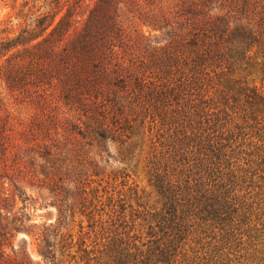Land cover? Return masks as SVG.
<instances>
[{"label": "trees", "instance_id": "1", "mask_svg": "<svg viewBox=\"0 0 264 264\" xmlns=\"http://www.w3.org/2000/svg\"><path fill=\"white\" fill-rule=\"evenodd\" d=\"M250 1L244 24L187 20L148 50L111 19L63 50L78 134L123 167L103 194L77 181L86 225L43 239L52 264H264V0Z\"/></svg>", "mask_w": 264, "mask_h": 264}, {"label": "rangeland", "instance_id": "2", "mask_svg": "<svg viewBox=\"0 0 264 264\" xmlns=\"http://www.w3.org/2000/svg\"><path fill=\"white\" fill-rule=\"evenodd\" d=\"M248 1L0 0V264H52L43 239L52 245L86 225L79 215L86 194L77 181L102 179L99 187L88 188L103 194L123 167L115 145L78 134L60 67L63 50H71L89 23L108 19L135 48L148 50L164 45L187 20L230 18L244 24L242 18H253L248 10L254 2ZM78 163L82 170L75 169ZM131 179L145 189L140 173Z\"/></svg>", "mask_w": 264, "mask_h": 264}]
</instances>
